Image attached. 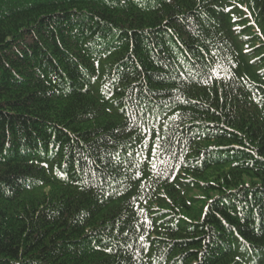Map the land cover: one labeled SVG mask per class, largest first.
I'll return each instance as SVG.
<instances>
[{
    "label": "trees",
    "instance_id": "16d2710c",
    "mask_svg": "<svg viewBox=\"0 0 264 264\" xmlns=\"http://www.w3.org/2000/svg\"><path fill=\"white\" fill-rule=\"evenodd\" d=\"M0 264H264V0H0Z\"/></svg>",
    "mask_w": 264,
    "mask_h": 264
},
{
    "label": "snow or ice",
    "instance_id": "6c2138e0",
    "mask_svg": "<svg viewBox=\"0 0 264 264\" xmlns=\"http://www.w3.org/2000/svg\"><path fill=\"white\" fill-rule=\"evenodd\" d=\"M130 99H131V98H130ZM137 103H139V102L137 101ZM122 111H123V109H122ZM141 111L144 112V111H146V110L141 109ZM131 119L133 120V122H135L136 117L133 115V116L131 117ZM145 119H147V116H145ZM155 119H159V117L157 116V117H155ZM144 146H145V147H148V144H147L146 141L144 142ZM161 147H162V145H160V144H155V143H154V146L151 148L152 155H156L157 152L160 150ZM130 155H131V153H130ZM153 167H155V164H153ZM125 235H127V233H125ZM141 239H143V237H141ZM107 250H108V251H111V249H107Z\"/></svg>",
    "mask_w": 264,
    "mask_h": 264
}]
</instances>
